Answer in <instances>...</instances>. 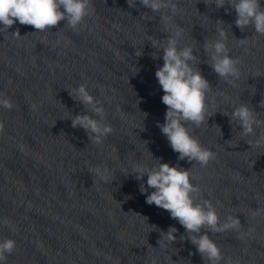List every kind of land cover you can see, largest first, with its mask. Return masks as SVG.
<instances>
[{"label": "clouds", "instance_id": "clouds-1", "mask_svg": "<svg viewBox=\"0 0 264 264\" xmlns=\"http://www.w3.org/2000/svg\"><path fill=\"white\" fill-rule=\"evenodd\" d=\"M204 2L206 5L214 4L217 9L225 8L226 13L234 9L236 27L241 31L252 28L255 34L264 35V7L261 6L260 0H204ZM127 3L130 7H136V0H127ZM139 3L151 12L160 14L163 32L167 34L163 42L153 41L151 36L149 39L152 47L157 50L152 54L153 59L159 58L160 50L163 52V65L157 67L155 77L164 93L161 100L167 110L164 123L157 122V126L167 138L173 152L179 154L178 160H187L193 165L206 167L210 161L216 159V153L202 146L190 132L189 126L195 125L199 128L208 122L211 116L209 113L211 85L196 67L198 58L194 55V47L188 44L181 45L183 29L172 23L178 11L176 0H139ZM226 5L229 7H225ZM92 12V0H0L2 25L0 30L8 32L9 28L19 22L20 25L32 26L37 30L34 33H43L58 26L61 21H66L65 26L76 31ZM216 22V38L206 39L203 45L208 55L207 63L220 79L235 86L241 75L239 61L230 55L226 43L228 31L224 21ZM11 34L14 37H21L18 29ZM68 92L73 100L79 101L85 107L84 113L72 115V128L83 129L91 143L101 144L112 132L111 126L104 122L106 114L102 103L90 94L87 84L82 83ZM14 107L11 98L0 93V108L11 111ZM260 107L264 108V100L260 102ZM257 113L247 103L242 102L227 115L230 123L240 127V134L243 137H256L254 142L248 143L250 147L264 146V120L259 119ZM257 129L261 130L259 134ZM3 131L4 123L0 121V133ZM154 159L157 163L151 167L133 165L127 175L133 174L137 181H142L147 176V186L144 183L139 186L140 192L146 194V203L167 211L172 219L178 221L186 233L180 236V240L190 241L204 262L221 264L225 259L224 255L209 233L232 231L239 233V238H243L240 232L241 220L233 215L221 220L212 202L203 199L199 186L192 182V168L186 170L183 167L162 163L161 159ZM89 171L100 180L112 182L106 168L102 170L96 167ZM148 189L153 191L148 194ZM4 223L9 224L7 220ZM177 231L174 226H169L166 232L160 231V239L157 242L159 247L176 241ZM16 247L14 239L0 240V264H6L8 256L14 253ZM225 264H231V261L228 260Z\"/></svg>", "mask_w": 264, "mask_h": 264}]
</instances>
